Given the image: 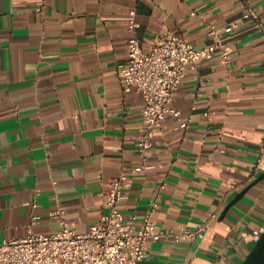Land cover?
Returning a JSON list of instances; mask_svg holds the SVG:
<instances>
[{
    "label": "crops",
    "instance_id": "crops-1",
    "mask_svg": "<svg viewBox=\"0 0 264 264\" xmlns=\"http://www.w3.org/2000/svg\"><path fill=\"white\" fill-rule=\"evenodd\" d=\"M264 21V0H0V228L6 239L50 233L61 223L85 231L103 207L111 178L142 162L144 98L117 79L127 62L133 18L145 50L156 33L213 43L209 24L240 19L245 6ZM134 15L131 16V12ZM219 49L187 69L147 151L156 164L130 176L119 207L137 225L152 202L166 229L204 224L193 241H149L138 264H241L264 227V179L225 213L264 169V36L249 20L224 33Z\"/></svg>",
    "mask_w": 264,
    "mask_h": 264
},
{
    "label": "built area",
    "instance_id": "built-area-1",
    "mask_svg": "<svg viewBox=\"0 0 264 264\" xmlns=\"http://www.w3.org/2000/svg\"><path fill=\"white\" fill-rule=\"evenodd\" d=\"M130 14L133 16L134 11ZM243 20H249L264 36L263 19L247 4L240 19L221 27L209 24L208 33L214 39L211 44L197 47L184 35L163 30L154 35L148 50L136 35L139 24L133 18L127 21L126 26L133 34L128 39L127 62L118 66L117 79L124 90L134 88L144 98L143 131L136 141L142 162L109 180L107 189L101 193L105 210L85 231H75L65 224L63 208L51 213L61 223L54 232H34L31 225L38 221V216L33 217L27 234L21 238H3L0 228V264H138L146 254L149 241L168 238L178 243L202 235L204 224L195 229L186 226L166 229L158 225L152 220L157 207L155 201L140 225L135 215L126 217L119 205L127 197L130 176L156 167L147 161V151L166 117L175 118L176 128L188 124V119L172 105L175 90L187 69H195L198 61L215 49H219V58L229 63L230 54L223 36ZM258 167L264 169L263 153L258 158ZM253 234L258 237L261 230L255 229Z\"/></svg>",
    "mask_w": 264,
    "mask_h": 264
},
{
    "label": "water",
    "instance_id": "water-1",
    "mask_svg": "<svg viewBox=\"0 0 264 264\" xmlns=\"http://www.w3.org/2000/svg\"><path fill=\"white\" fill-rule=\"evenodd\" d=\"M264 179V170L261 171L258 176L251 181L248 185H246L243 189H241L235 197L226 205L224 208L221 217H223L226 213V211L240 198L243 197V195L258 181ZM241 264H264V227L261 231L260 236H258L255 240V243L251 250L248 252L246 257L243 259Z\"/></svg>",
    "mask_w": 264,
    "mask_h": 264
}]
</instances>
